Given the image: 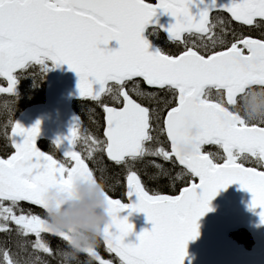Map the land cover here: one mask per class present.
<instances>
[{
  "label": "snow or ice",
  "instance_id": "obj_1",
  "mask_svg": "<svg viewBox=\"0 0 264 264\" xmlns=\"http://www.w3.org/2000/svg\"><path fill=\"white\" fill-rule=\"evenodd\" d=\"M158 9L174 18L166 31L170 42L183 45L178 53L148 50L142 33ZM213 12L227 13L241 33L233 30L227 40V22L213 20ZM244 28L264 29V0H0V78L7 81L0 94L14 97L18 72L51 61L67 65L78 77L79 97L100 103L104 114L103 138L81 134L78 118L66 136L56 138L58 150L67 144L63 162L37 148L39 121L30 128L11 123L14 151L0 158V232L12 223L19 235L34 238L35 259L23 264H44L39 253L54 255L44 234L66 242L62 264H78L71 234L53 229L48 216L24 205L47 214L50 187L69 192L77 179L99 183L77 150L81 141L87 159L103 154L125 172L130 202L113 199L103 187L109 221L100 230L104 248L119 264H184L188 242L199 235L198 220L212 211L210 202L219 191L232 184L251 194L249 208L260 210L264 224V113L246 118L236 110L245 93L264 91V34L253 38L243 34ZM113 41L118 47H108ZM104 97L112 103H104ZM141 100L156 101L157 107ZM204 145L217 146L222 162L203 151ZM147 157L179 166L173 176L164 163L150 161L160 178L184 179L186 186L177 195L150 194L136 170ZM125 210L144 213L151 224L135 244L125 243L134 229L127 216L119 215ZM81 253L88 264H113L97 246ZM3 257L14 264L7 251Z\"/></svg>",
  "mask_w": 264,
  "mask_h": 264
},
{
  "label": "water",
  "instance_id": "obj_2",
  "mask_svg": "<svg viewBox=\"0 0 264 264\" xmlns=\"http://www.w3.org/2000/svg\"><path fill=\"white\" fill-rule=\"evenodd\" d=\"M153 2H157V0H153ZM221 2H225V0H221ZM192 11L195 13L196 8L194 7ZM174 22V18L169 14L164 13L163 10H157L156 15L145 26L142 33L149 43L148 50L150 52L159 50L147 39L146 31L158 29L168 39L166 29L169 24ZM108 47L115 48L118 45L113 41ZM54 66L56 73L49 82L45 101L42 104L29 107L16 120L25 128H30L37 121L40 122V131L36 142L40 139L54 142L57 137L66 136L75 119L71 104L80 99L76 86L78 80L76 74L70 71L67 65ZM94 87L97 86L94 85ZM196 132L192 131V134L195 135ZM21 139L17 138L18 141ZM66 147L67 144L64 142L61 148ZM56 195L65 198L63 203L55 204L57 209L74 207L79 200V197L74 196L70 191L65 192L60 187L52 186L45 193L48 206L49 198ZM125 199L124 203L130 202L126 193ZM250 201L251 194L242 190L238 184H232L227 189L220 190L210 202L212 211L207 212L198 220L199 235L196 239L188 242L184 264H264V224L260 223L258 215L260 210H250ZM131 202H135V197L131 198ZM33 207L39 208L38 206ZM119 215L127 216L128 222L134 225L133 232L125 237V243H137L136 237L139 232L142 229H151V224L147 222L144 213L133 212L129 215L125 210ZM238 231L249 234L253 243L251 249L241 247L231 239V234Z\"/></svg>",
  "mask_w": 264,
  "mask_h": 264
},
{
  "label": "trees",
  "instance_id": "obj_3",
  "mask_svg": "<svg viewBox=\"0 0 264 264\" xmlns=\"http://www.w3.org/2000/svg\"><path fill=\"white\" fill-rule=\"evenodd\" d=\"M149 2H151V0H149ZM233 30L239 34V30L236 26L232 31ZM230 34H232V32H230ZM243 34L251 36L255 35L257 38H261L264 32L257 29H243ZM16 76L17 84L14 97L9 96L8 94H0V157L2 158H7L13 152L9 139L11 123L14 122L20 113L26 108L44 101L46 81L49 74L45 72L41 66L30 65L26 69L18 72ZM6 86L7 81L0 78V87ZM164 99L165 96L162 94L160 97L161 103L159 104L161 109L164 108ZM167 99L171 100L170 97H167ZM103 101L108 104L112 103L109 97H104ZM141 102L151 104L154 108L157 107L156 101L141 100ZM72 107L76 114V118L79 119L81 134L103 138L104 114L102 105L96 101L83 98L74 102ZM160 139L161 143L165 147H168L165 137H161ZM38 146L43 152L53 155L57 160L62 162L65 160L63 153L58 150L52 142L40 140L38 141ZM86 148L87 146L83 144L82 141L77 144V150L85 156L86 163H88L90 169L93 170L97 181L105 188L112 198L123 201L125 199L126 186L124 170L108 161L103 154L98 153L94 160L87 159ZM206 151L210 154H214L217 162L222 160L220 159V157H222V152L218 147L213 146L206 149ZM152 160H155L156 163H164V167L170 169L173 176L181 171L178 166H173L155 157H147L144 161L138 163L136 165V170L138 171L146 190L149 191L150 194L158 193L174 195L180 188L186 186V181L184 179H178L173 183L166 178H160L157 169L150 163ZM24 207L25 209L31 210L34 214L40 215L42 218H47V214L39 209L32 208L28 205H24ZM8 229V231L0 232V264H8L3 257L5 251L10 254V259L14 264H23L25 261L34 260L35 256L32 254L31 249V241L34 238L32 236L23 237L19 235L16 231V226L12 223L8 224ZM70 231L71 230H69L68 233H70ZM232 238L246 248H250L252 245L250 237L243 231L233 234ZM44 240L53 249L54 255L49 256L47 254L39 253L38 255L41 257V260L44 261V264H62V253L69 251L66 242L52 234H44ZM97 250L103 258L113 261V264H119V260L106 251L101 241H99L97 245ZM76 259L78 260V264H88L89 261V257L84 253L78 254ZM37 264H40V262L37 261Z\"/></svg>",
  "mask_w": 264,
  "mask_h": 264
},
{
  "label": "clouds",
  "instance_id": "obj_4",
  "mask_svg": "<svg viewBox=\"0 0 264 264\" xmlns=\"http://www.w3.org/2000/svg\"><path fill=\"white\" fill-rule=\"evenodd\" d=\"M261 113L242 114L246 118H258ZM196 132V129H192ZM187 151L188 146H182ZM70 192L79 197L74 207L57 209V202L63 203L64 197L56 195L49 198L47 213L50 226L57 231L69 232L73 237L70 249L73 257L84 248L95 247L100 241V230L109 221L107 202L103 195V186L85 180H74Z\"/></svg>",
  "mask_w": 264,
  "mask_h": 264
},
{
  "label": "rangeland",
  "instance_id": "obj_5",
  "mask_svg": "<svg viewBox=\"0 0 264 264\" xmlns=\"http://www.w3.org/2000/svg\"><path fill=\"white\" fill-rule=\"evenodd\" d=\"M42 67L51 73L52 76L55 75V69L53 67H50L48 63L45 61V64L42 65ZM260 99V100H258ZM245 100L244 104L248 102V105L245 106L246 110L243 112V114H248L251 115L254 112H259V113H264V94H259L258 96L256 95V91H253V93H249ZM255 122V121H254ZM250 165V164H248ZM246 165V166H248Z\"/></svg>",
  "mask_w": 264,
  "mask_h": 264
},
{
  "label": "flooded vegetation",
  "instance_id": "obj_6",
  "mask_svg": "<svg viewBox=\"0 0 264 264\" xmlns=\"http://www.w3.org/2000/svg\"><path fill=\"white\" fill-rule=\"evenodd\" d=\"M244 29H247V28H244ZM228 30H229V29H228ZM257 30H259V31H261V32H264V29H259V28H257ZM240 31H241V30L239 29V34H240ZM230 32H231V31H228V32H227V38H229V36L231 37ZM252 37H253V36H252ZM253 91H256V95H257V96H258V93H259V94H264V91L259 90V89H253V90H250L249 92L245 93L244 96H242V97L240 98V101L238 102L237 106L243 108L244 111H245V110H246L245 106L248 105V102H246V104H244V103H245V102H244L245 100H243V99L246 98V97L248 96L249 93L252 94ZM258 100H260V99H258Z\"/></svg>",
  "mask_w": 264,
  "mask_h": 264
}]
</instances>
